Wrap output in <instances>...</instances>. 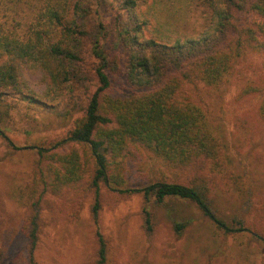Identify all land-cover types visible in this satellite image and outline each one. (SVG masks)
Instances as JSON below:
<instances>
[{"label": "rangeland", "instance_id": "1", "mask_svg": "<svg viewBox=\"0 0 264 264\" xmlns=\"http://www.w3.org/2000/svg\"><path fill=\"white\" fill-rule=\"evenodd\" d=\"M89 1L80 49L83 60L78 64L83 76L74 89L50 102L34 103L15 95L3 96L0 101L2 264L27 262L24 210L14 194L29 180L37 147L67 135L97 86L93 69L98 61L91 54L95 40L118 66L111 70V63L107 68L113 90H130L124 77L127 52L117 33L128 21L126 11L119 0ZM43 2L0 0V23L24 38ZM146 2L147 7H154L153 23L158 20L172 37L196 36L208 16L199 0ZM247 20L248 15L243 20L238 17L234 24ZM185 91L205 115L220 146V167L196 173L195 169L168 166L148 152L132 150L122 158L123 186L141 188L160 179L205 184L212 211L233 230L220 228L190 200L166 198L163 204L155 205L152 198L145 201L142 193L121 198L110 186L102 185L104 193L109 191V201L99 211L97 221L90 211L89 196L83 199L78 215L74 211L69 219L53 220L49 211L42 213L45 226L33 251L38 263L93 264L100 233L107 240L109 264H264V242L258 237L264 236V118L260 113L264 104V53L244 54L218 87L197 81L187 84ZM66 196H62V205ZM147 205L153 214L151 232L144 224ZM175 223L184 227L176 230Z\"/></svg>", "mask_w": 264, "mask_h": 264}, {"label": "trees", "instance_id": "2", "mask_svg": "<svg viewBox=\"0 0 264 264\" xmlns=\"http://www.w3.org/2000/svg\"><path fill=\"white\" fill-rule=\"evenodd\" d=\"M43 1L24 38L0 23V101L7 95L34 103L62 99L82 80L78 64L83 60L81 40L90 1ZM119 1L128 17L117 33L127 52L124 77L130 90H113L107 68L111 63V70L118 66L95 40L91 54L98 61L93 69L97 86L67 135L37 147L29 180L14 194L24 210L22 229L29 245L25 264H40L33 251L45 226L42 213L49 211L53 220L69 219L74 211L78 215L89 196L97 221L109 201V191L104 193L102 185L121 198L142 193L155 205L166 198L190 200L220 228L233 230L212 211L207 185L160 179L127 188L122 158L135 150L196 173L220 167V146L185 89L197 81L218 87L244 54L264 53V0H199L208 16L203 29L192 37H172L158 20L153 23L154 7H147L146 0ZM245 15L249 20L234 24ZM260 113L264 118V104ZM63 195L67 196L62 205ZM143 217L151 232L150 206L144 207ZM174 227L180 230L184 225ZM97 237L93 264H109L107 240L100 233ZM258 237L264 242V236ZM2 259L0 248V264Z\"/></svg>", "mask_w": 264, "mask_h": 264}, {"label": "crops", "instance_id": "3", "mask_svg": "<svg viewBox=\"0 0 264 264\" xmlns=\"http://www.w3.org/2000/svg\"><path fill=\"white\" fill-rule=\"evenodd\" d=\"M101 211V210H100ZM107 252H108V249H107ZM107 258H108V254H107ZM108 263H109V259H108Z\"/></svg>", "mask_w": 264, "mask_h": 264}, {"label": "water", "instance_id": "4", "mask_svg": "<svg viewBox=\"0 0 264 264\" xmlns=\"http://www.w3.org/2000/svg\"><path fill=\"white\" fill-rule=\"evenodd\" d=\"M1 131V130H0Z\"/></svg>", "mask_w": 264, "mask_h": 264}]
</instances>
